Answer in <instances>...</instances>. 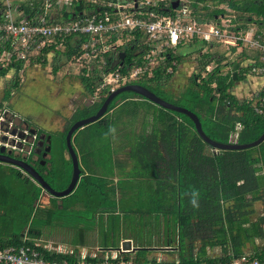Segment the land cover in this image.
<instances>
[{
  "label": "trees",
  "instance_id": "1",
  "mask_svg": "<svg viewBox=\"0 0 264 264\" xmlns=\"http://www.w3.org/2000/svg\"><path fill=\"white\" fill-rule=\"evenodd\" d=\"M190 1L196 13L198 10H207L206 6L199 8L197 3L205 5L207 2H224ZM86 6L84 1L74 2L67 11L62 8L59 17L71 19L83 12ZM228 6L241 15H249L248 19H264V0H246L242 3L229 0ZM222 12L214 10L207 16L212 18ZM135 37L120 49L125 54L119 68L122 74H126L129 65L146 50L136 45L140 35ZM84 39L67 38L62 55L67 60L79 56V46ZM200 46L202 48L199 45L197 53L201 51ZM182 47L179 46L177 51ZM4 49L11 50L9 44ZM2 50L1 47L0 53ZM51 52L59 54L58 50L50 47L43 49L34 58L37 62L42 59L45 63L46 55ZM168 56L169 59L155 68L148 79L145 77L132 83L147 88L166 102L193 112L204 134L217 143L247 144L261 136L264 131V83L256 97L239 101L231 89L236 82L244 80L248 72L240 68L239 61L232 63L233 69L230 72L221 74V58L215 59L216 67L205 78L197 82L199 75H193L188 86L178 96H174L165 84L170 81L184 56L181 52L176 54L171 51H168ZM202 57L200 64L202 69H206L214 56L206 54ZM242 57L246 58L245 54ZM107 60L104 72L111 68L114 61L110 58ZM173 61L176 65L171 66ZM24 66V62L11 57L6 68L0 66V76L6 75L8 69H14L18 75ZM169 67L172 73L166 74ZM56 71L57 67L54 69ZM233 73L236 74V80H233ZM84 74L85 69H82L79 83L84 87L86 95L92 96L99 84V77L95 73L91 77H85ZM13 86L18 87V80H15ZM103 91L105 96L101 97L99 103L76 108L64 130L53 135V147L47 160L49 166L41 168V171L46 172L44 179L55 191L67 187L72 173L69 154L65 158L66 133L73 123L97 112L109 92L108 89ZM10 94L6 91L4 99L7 100ZM168 96L176 97L177 102L168 100ZM130 98L144 99L135 93L123 92L109 103L103 117L72 135V147L81 172L70 195L63 198L47 195L49 204L44 206L41 204L42 190L35 182L20 175L11 165L0 163V205L4 206H0V214L4 215L2 221L5 222L4 226L0 225L1 248L32 245L34 240L42 237L44 231L53 229H61L59 232L64 230V234L68 231L74 238L80 239L79 245L84 244L82 239L94 228L97 214L111 215L115 214L116 209L123 208V199L117 203L113 195H110L113 193L115 169L121 177L118 187L122 191L135 188L140 190L134 196L138 202L134 213L142 217L162 216L171 222V225H166L163 234L170 240L176 239L178 264L226 263L239 257L242 246L253 236L262 237L260 224L251 223L250 216L254 212V204L264 201V141L251 149L219 152L201 140L187 116L157 106L160 110L153 111L150 133H140L132 142H127L128 149L124 153L122 149L125 146H113L112 132L121 115L130 114L120 112L112 116L109 113L116 108L117 101L126 103ZM256 109H260L261 113ZM88 128L89 134L86 132ZM119 150L127 156L124 161L116 157ZM135 179L138 180L136 183ZM193 200L196 201L195 205L191 202ZM76 205L81 209H74ZM123 213L127 217L133 214L129 211ZM113 222L118 223L119 218L112 216L110 223ZM196 242H199L202 255L206 247L219 246L222 256L214 259L195 256L193 251ZM78 243L72 242L69 246L74 248ZM38 250L45 259L51 261L71 263L74 260L68 255L50 253L41 248ZM154 250L150 245H139V249L134 252L123 254L122 259L136 264H154L155 258H149ZM251 255L264 260V248Z\"/></svg>",
  "mask_w": 264,
  "mask_h": 264
},
{
  "label": "built area",
  "instance_id": "2",
  "mask_svg": "<svg viewBox=\"0 0 264 264\" xmlns=\"http://www.w3.org/2000/svg\"><path fill=\"white\" fill-rule=\"evenodd\" d=\"M79 1L87 5L83 12L67 20L59 17L62 8L67 11L72 3ZM174 2L178 5L172 9ZM191 4L190 0H0L1 53L8 56L7 64L14 57L27 65L43 49L54 47V50H59L64 48L67 38L83 37L80 54L72 60L83 64L86 77L94 73L99 77V88L92 98L103 89L111 92L125 84L149 78L155 68L169 59L168 51L176 53L179 46L190 43L219 46L228 52L236 50L240 54L236 56L240 68L264 78V19L226 15L218 7L213 11L222 10V13L204 18L199 10L194 12ZM197 6L201 8L206 4L197 3ZM137 35L141 38L136 45L146 50L141 52L139 61L134 60L126 74H122L119 72L122 66L120 49ZM7 44L10 51L4 49ZM244 54L248 57L243 58ZM109 58L114 60L113 65L104 72ZM174 65L172 62L171 66ZM165 73H172L171 67ZM256 111L261 113L260 109ZM5 114L0 117V123ZM4 123L10 129L12 122L8 120ZM43 243L34 240L32 245L0 247V264H132L123 261V254L127 251L121 247L115 250H65L59 247L54 250L49 243ZM38 248L68 255L74 260L71 263L51 261L45 259ZM155 264L166 263L156 261ZM213 264H264V260L251 254H241L229 262Z\"/></svg>",
  "mask_w": 264,
  "mask_h": 264
},
{
  "label": "rangeland",
  "instance_id": "3",
  "mask_svg": "<svg viewBox=\"0 0 264 264\" xmlns=\"http://www.w3.org/2000/svg\"><path fill=\"white\" fill-rule=\"evenodd\" d=\"M242 3L246 0H237ZM207 10L204 12L199 10L200 15H206L211 13L213 9L218 7L223 9L226 15H241L235 11L230 10L227 4L219 5L213 2H207ZM202 45L201 52L191 53L190 56L185 55L184 60L177 66L176 72L168 83L165 84L166 89L170 90L174 96H178L190 82V78L193 75H199L197 82L205 78L208 73L216 67L215 59L222 57L221 60V74L230 72L233 69L232 63L238 62L236 56H239L236 50L232 52L225 51L223 47L219 46H205L204 43H194L193 48ZM186 47V46H185ZM64 48L58 50L59 54L51 52L46 55V62L40 59L39 62L36 59H32L27 66L23 67V70L17 75L14 69H8L6 75L0 76V117L5 112L7 117H10V113L20 116L23 119H31V121L38 124V126L44 130V132L62 131L68 124V120L73 113V109L76 107L88 106L92 103H99L101 97L105 96L104 91L98 92V96H88L80 85V75L84 68L83 64L75 60H67L62 51ZM179 51L176 52V54ZM213 55L214 60L210 62L206 69L201 67V59L203 55ZM225 54V55H224ZM221 55V56H220ZM5 53L0 54V66L7 67V61ZM202 57V58H201ZM241 60V57H239ZM238 58V59H239ZM210 66V67H209ZM57 67V71L54 69ZM246 79V78H245ZM15 80H18V87L14 88L13 84ZM264 83V82H263ZM252 84L245 83L244 80L238 81L231 89V93L239 100L249 99L254 93H257L261 89ZM99 88V84L96 89ZM95 89L94 92L97 90ZM9 91L10 97L5 100V92ZM247 94V96H245ZM246 97V98H245ZM168 100L177 102L176 97L168 96ZM121 100L117 101V105ZM160 110L156 105L150 103L145 99H141V102L127 101L121 106H117L111 111L112 116L122 112L130 115H121L120 120L116 122L112 132V142L115 148H121L126 153L128 147L127 142L132 140L140 133H150L151 123L153 119V111ZM118 111V112H117ZM27 120V119H26ZM143 129V130H142ZM90 128L86 130L89 134ZM121 161L126 159V155H122V152L117 153ZM120 176V175H119ZM41 204L47 206L49 200L47 195H44L41 199ZM264 204V201H263ZM1 207H4L0 205ZM262 203L256 206L255 210H261ZM259 211L257 213H259ZM254 214L255 216L258 214ZM260 215V213H259ZM4 215L0 214V225H5L2 221ZM44 231L43 237L37 240L49 243L51 248L57 250L59 247L64 248L68 245V238L71 233L66 235L60 232ZM69 236V237H67ZM147 235L139 234L138 237L145 238ZM261 246H264V241L259 242ZM199 245H194V254L198 251ZM208 255H221L219 248L209 249Z\"/></svg>",
  "mask_w": 264,
  "mask_h": 264
},
{
  "label": "crops",
  "instance_id": "4",
  "mask_svg": "<svg viewBox=\"0 0 264 264\" xmlns=\"http://www.w3.org/2000/svg\"><path fill=\"white\" fill-rule=\"evenodd\" d=\"M204 16H206V15H203V17ZM244 16L249 17V15H244ZM253 18H256V17H253ZM192 45H194V43L187 44V45H185L186 47L183 46L182 49H180L181 51L179 50V52H181V54L184 57H185V55L190 56L191 53L192 54L196 53L197 49H199V46L193 48ZM202 47H204V46H202ZM200 48H201V46H200ZM230 52H232V51H230ZM245 56L248 57L246 54H245ZM222 57H219L217 59L219 60L221 58V60H222ZM175 65H176V63H175ZM85 73H86V71H85ZM84 76H85V74H84ZM146 79H148V78H146ZM130 84H135V83H130ZM125 85H127V84H125ZM128 101H133V102L139 103V102H141V99L130 98V99H128ZM92 104H94V103H92ZM122 104H124V103L122 101H120V103L117 106H121ZM9 113L11 114V116L13 115L11 112H9ZM109 114H111V112ZM8 120H11V118H8ZM65 158H67V157L65 156ZM116 171L117 170L115 169L116 176L112 179L113 180V182H112L113 183V193L110 195H113L114 200L117 203L118 202L120 203L121 199H123L124 202H123V208L116 209L115 214H111V215L117 216L119 218V222L118 223L117 222L116 223L115 222L110 223V220L112 221V216L109 213L102 214L103 216H101L100 214H97L95 216L96 219L94 221V228L89 230L86 233L85 238L82 239V241H84V244L79 245L78 242L80 241V239L74 238L75 236L73 237L72 233H71V235H70L71 237L68 238L69 239L68 245L66 247H64L63 249L75 250V248L76 249L78 248V249L89 250V249H95L96 248V249H102V250H112V249L115 250V249H119V247H121V244L123 241L130 240L131 245H132L131 249L134 247L136 249H139V245H150L151 248L155 249L154 250L155 252L151 253V255L149 257V258H155L154 262L161 261L162 263H166V264L167 263L175 264L179 260V256H178L179 250L177 247L176 239L170 240V238H166L163 234L164 229H166V225L167 224H168V226L171 225V222H168L167 221L168 218H165L162 216L158 217L157 215H150V216L142 217V216L134 213L133 211H136V206L138 203L134 196H136L140 190L135 188V189H128V190L122 191L118 187L119 180H121V177L119 176L118 172H116ZM137 181L138 180L135 179L134 183H136ZM132 196L134 197L133 199H131ZM260 203H262L263 206H261L260 211L258 210L260 213V215H259V213H257L258 211H256L255 208ZM74 209L78 210V209H81V207L76 205V206H74ZM124 211H129V212H132L133 214H130L129 217H127V216H125L126 214L123 213ZM256 213L258 215L255 216L254 214H256ZM99 219H101V221ZM250 222L251 223H255V222L259 223L260 227L262 228L263 235H262V237L253 236L248 242L244 243V245L241 248L242 254H251V253L256 254L262 248H264V246H261V244H259V242L264 241V204H263V201H258L254 204V212L250 216ZM65 232H66V234L68 233V231H65ZM105 234L107 236H103ZM139 234H142V235L146 234L147 236L145 238H141V237H138ZM42 237H43V235H42ZM67 237H69V236H67ZM72 242L78 243V244H76V247L73 248V247L69 246V243H72ZM196 243H198V245H199V242H196ZM196 243H195V245H196ZM216 248H219V252H221L220 256L208 255L209 249H216ZM134 251L135 250L127 251V253H132ZM124 254H126V253H124ZM195 256H198L199 258H210V259L219 258L222 256V250L219 246L206 247L205 254L202 255V253L200 252V247H199ZM124 262L127 263L129 261H124ZM132 264H136V263L134 262ZM146 264H152V263L148 262Z\"/></svg>",
  "mask_w": 264,
  "mask_h": 264
},
{
  "label": "water",
  "instance_id": "5",
  "mask_svg": "<svg viewBox=\"0 0 264 264\" xmlns=\"http://www.w3.org/2000/svg\"><path fill=\"white\" fill-rule=\"evenodd\" d=\"M177 5H178V2H174L172 4V9H175L177 7ZM124 56H125V54L123 52H121L119 54L120 65H122V63L124 61ZM232 77H233V80H236V74L235 73L232 74ZM123 92L135 93V94L143 97L145 100L157 105L158 107H161L165 110L177 112V113H180V114L187 116L192 121V123L194 125V130L196 131L197 135L201 138V140L204 143L211 146L212 148H215L219 152L251 149V148L258 146L259 144H261L264 141V131H263L261 136L256 141L251 142V143H247V144H238V143L221 144V143H217V142L209 139L204 134V132L201 128L200 121H199L198 117L193 112H191V111H189L183 107H180V106H177V105H174V104H171L169 102L164 101L163 99L156 96L153 92H151L150 90H148L147 88H145L139 84H127V85H123L121 87L116 88L114 91L109 92L108 95L105 97L103 103L101 104L100 108L97 110V112L94 115L76 121L68 129L66 136H65V143H66L67 152H68L70 160H71L72 173H71V178H70L69 184L67 185V187L64 190L55 191L54 189H52L47 184V182H45L43 180V178L33 169V167L31 165L25 163L23 160L12 157L11 151H9L7 154H4V151L6 150L4 146H2L1 150H0V163H5V164H8V165H11L13 167H16L18 169L23 170L25 173H27V175H29L33 180H35L37 182V184L47 194H49L52 197L63 198V197L70 195L73 192V190L75 189V187L79 181L80 172H81V170L79 168L78 159L76 157L75 151H74V149L72 147V143H71L72 142V135L74 134L75 131L82 129L85 126H88V125L96 122L97 120H99L101 117H103V115L105 114V112L107 110L109 103L117 95H119ZM2 124L3 123H1V127H0V133L3 134V136L0 135V140L2 142H7V140H8L7 135L12 136V137L15 136L21 142L26 141V140H23L24 138L18 136L15 132L14 133L11 132L8 128L7 123H4V126H7V127H4ZM4 134H7V135H4ZM20 144H22V143H20ZM14 145H11V147ZM131 246L132 245H131L130 240L123 241L121 244V248L125 251L136 250L135 247L131 249Z\"/></svg>",
  "mask_w": 264,
  "mask_h": 264
},
{
  "label": "flooded vegetation",
  "instance_id": "6",
  "mask_svg": "<svg viewBox=\"0 0 264 264\" xmlns=\"http://www.w3.org/2000/svg\"><path fill=\"white\" fill-rule=\"evenodd\" d=\"M228 1L229 0H224V2L219 4V5H223L224 6V4H227V6H228ZM235 1H237V0H235ZM234 11L240 14L239 11H236V10H234ZM262 80L264 81V78L258 77L256 75L249 74L248 72L245 73L244 82L245 83L247 82V84H251V82H252L253 85H255L256 87H259L260 85H263V81ZM83 89H84V87H83ZM258 92L254 93L252 95V97H249V99H244V100H251L252 98L257 96ZM245 96H247V94ZM76 108L73 109V113L75 112ZM72 114H71V116H72ZM13 115L12 116L10 115V117H7V115L5 114L4 120L2 122L8 121V118H11L10 121L12 122L11 123L12 125L10 127V131L13 132V133L15 132L18 136L24 138L23 140H26L28 142H24L23 143L20 140H18L15 136L14 137L7 136L8 137L7 142L9 143L10 147L8 148V147L5 146V144L7 142H2L0 140L2 143H4L3 145H0V150H1V147L4 146L5 149H6L4 151V154H7L9 151H11V156L12 157L20 159V160H23L25 163L31 165L33 167V169L46 182V180L44 179V175L46 174V172L45 171H41V168H43V167H47L48 168V166H49L48 163H47V160L50 158V153H51V150H52V147H53L52 146L53 145V135L57 131L44 132V130H42L38 126V124H36L35 122L31 121V119L26 118L27 119L26 120V119L21 118L20 116L15 115V114H13ZM2 125L4 126V123ZM0 127H1V123H0ZM58 132H60V131H58ZM4 135H6V134H4ZM1 136H3V135H1ZM20 143H22V144H20ZM11 145H14V146L11 147ZM19 149L22 152L19 151ZM66 157H68V152L66 153ZM14 168L17 169V171H19L20 175H22L24 177H29L33 182H35V184L38 187H40L37 184V182L35 180H33L29 175H27V173H25L23 170L18 169L16 167H14ZM40 189L42 190L43 196L44 195L50 196L41 187H40ZM55 232H58V230H55Z\"/></svg>",
  "mask_w": 264,
  "mask_h": 264
},
{
  "label": "clouds",
  "instance_id": "7",
  "mask_svg": "<svg viewBox=\"0 0 264 264\" xmlns=\"http://www.w3.org/2000/svg\"><path fill=\"white\" fill-rule=\"evenodd\" d=\"M2 123H4V122H2ZM4 127H6V126H4ZM10 130V129H9ZM0 135H3V134H1L0 133ZM7 135V134H6ZM8 136V135H7ZM4 143H0V145H3ZM6 144H8L9 145V143L7 142ZM192 203H193V205H195L196 204V201L195 200H193V201H191Z\"/></svg>",
  "mask_w": 264,
  "mask_h": 264
}]
</instances>
